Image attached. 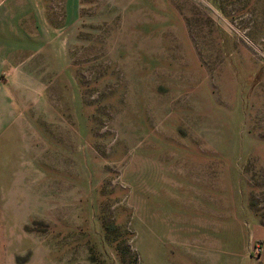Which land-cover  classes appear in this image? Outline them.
Instances as JSON below:
<instances>
[{
	"label": "rangeland",
	"instance_id": "obj_1",
	"mask_svg": "<svg viewBox=\"0 0 264 264\" xmlns=\"http://www.w3.org/2000/svg\"><path fill=\"white\" fill-rule=\"evenodd\" d=\"M23 10L0 46V264H264V0Z\"/></svg>",
	"mask_w": 264,
	"mask_h": 264
},
{
	"label": "crops",
	"instance_id": "obj_2",
	"mask_svg": "<svg viewBox=\"0 0 264 264\" xmlns=\"http://www.w3.org/2000/svg\"><path fill=\"white\" fill-rule=\"evenodd\" d=\"M24 0H0V46H2V39H4V34L8 31L9 28V19L10 14L14 15L16 13V17H18L20 9L22 10V15L24 14L23 10ZM14 19V16H11ZM12 28H15V22L12 21ZM1 121V120H0ZM3 123H7L3 121Z\"/></svg>",
	"mask_w": 264,
	"mask_h": 264
}]
</instances>
